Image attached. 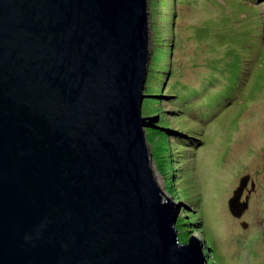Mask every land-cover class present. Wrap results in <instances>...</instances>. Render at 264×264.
<instances>
[{
  "label": "water",
  "instance_id": "1",
  "mask_svg": "<svg viewBox=\"0 0 264 264\" xmlns=\"http://www.w3.org/2000/svg\"><path fill=\"white\" fill-rule=\"evenodd\" d=\"M147 6L0 0V264H207L151 167Z\"/></svg>",
  "mask_w": 264,
  "mask_h": 264
},
{
  "label": "rangeland",
  "instance_id": "2",
  "mask_svg": "<svg viewBox=\"0 0 264 264\" xmlns=\"http://www.w3.org/2000/svg\"><path fill=\"white\" fill-rule=\"evenodd\" d=\"M155 1L150 61L155 82L168 78L146 83L141 114L158 116L145 136L162 192L180 202L178 239L198 238L207 264H264V0ZM246 175L236 218L228 199Z\"/></svg>",
  "mask_w": 264,
  "mask_h": 264
},
{
  "label": "trees",
  "instance_id": "3",
  "mask_svg": "<svg viewBox=\"0 0 264 264\" xmlns=\"http://www.w3.org/2000/svg\"><path fill=\"white\" fill-rule=\"evenodd\" d=\"M155 2H158L161 5H163V9L165 10L166 8H164V7H166L168 0H156ZM235 3H244L245 4L246 0H235ZM232 42L234 45L238 44V42L236 40H234L233 37H232ZM152 62L154 63V61H151L149 64V70H148L149 72H148V76L146 79V83H148V87H147L148 89L152 88V86H150L151 83H152V85H155L156 83L160 82V81L155 82L156 78L154 79V77L158 74L159 70L156 69V66H154V64ZM153 81H154V83H153ZM149 91L150 92H157V90H152V89H150Z\"/></svg>",
  "mask_w": 264,
  "mask_h": 264
},
{
  "label": "clouds",
  "instance_id": "4",
  "mask_svg": "<svg viewBox=\"0 0 264 264\" xmlns=\"http://www.w3.org/2000/svg\"><path fill=\"white\" fill-rule=\"evenodd\" d=\"M149 29H150V24H149ZM149 45H150V42H149ZM151 55H152V52H151V54H150L149 64H150V62H151V61H150V60H151ZM149 64H148V70H149ZM148 70H147V72H148ZM158 70H159V69H158ZM164 78H165V79H164ZM167 78H168V76H166V77L164 76V77L162 78V81L158 82V85H161V82H163V83L166 84ZM146 79H147V74H146ZM163 83H162V87H163ZM145 86H146V82H145ZM144 90H145V89H144ZM144 90H143V92H144ZM147 116H148V115H147ZM151 116H153V115H151ZM154 116H155V115H154ZM156 116H157V115H156ZM157 118H158V116H157ZM151 160H152V156H151ZM249 198H250V195H249ZM241 200H242V199H241ZM248 205H249V203H248ZM246 210H247V209H246ZM246 210H245V211H246ZM245 211H244V212H245ZM242 221H245V220H242ZM242 221H241V222H242ZM245 222H246V221H245ZM240 225H241V223H240ZM179 242H181V241L179 240ZM183 242H184V241H183ZM208 249L211 250L209 247H208ZM210 258H211V257H210ZM208 261H209V260H208ZM208 261H207V262H208ZM210 261H211V259H210Z\"/></svg>",
  "mask_w": 264,
  "mask_h": 264
},
{
  "label": "flooded vegetation",
  "instance_id": "5",
  "mask_svg": "<svg viewBox=\"0 0 264 264\" xmlns=\"http://www.w3.org/2000/svg\"><path fill=\"white\" fill-rule=\"evenodd\" d=\"M243 218V217H242ZM242 220H244V219H242Z\"/></svg>",
  "mask_w": 264,
  "mask_h": 264
}]
</instances>
